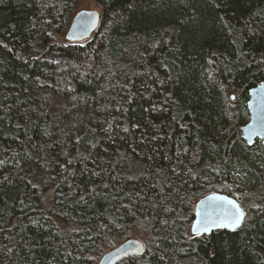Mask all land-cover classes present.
Listing matches in <instances>:
<instances>
[{
	"label": "trees",
	"instance_id": "16d2710c",
	"mask_svg": "<svg viewBox=\"0 0 264 264\" xmlns=\"http://www.w3.org/2000/svg\"><path fill=\"white\" fill-rule=\"evenodd\" d=\"M0 0V264H264V145H248L264 81V0ZM234 95V99H231ZM245 206L192 235L210 193Z\"/></svg>",
	"mask_w": 264,
	"mask_h": 264
},
{
	"label": "water",
	"instance_id": "95a60500",
	"mask_svg": "<svg viewBox=\"0 0 264 264\" xmlns=\"http://www.w3.org/2000/svg\"><path fill=\"white\" fill-rule=\"evenodd\" d=\"M100 20L101 13L98 10H78L69 23L65 39L72 43L88 39L100 25ZM231 99H234V95H231ZM246 106L249 117L239 128L240 135L249 146L256 139L264 145V81L250 89ZM237 217L239 223L236 222ZM244 220L245 212L237 199L214 192L196 201L190 231L193 235H209L216 230L234 231L244 223ZM144 249L142 242L130 238L106 252L98 264H116L129 255L142 254Z\"/></svg>",
	"mask_w": 264,
	"mask_h": 264
},
{
	"label": "rangeland",
	"instance_id": "374dc122",
	"mask_svg": "<svg viewBox=\"0 0 264 264\" xmlns=\"http://www.w3.org/2000/svg\"><path fill=\"white\" fill-rule=\"evenodd\" d=\"M79 8H82V9H90V10H98V12L101 13L100 7L94 1H92V0H82L81 3H80ZM63 35L65 36V33ZM240 205L244 209V211H246L244 204H242L240 202ZM137 239H140V238H137ZM140 240H142V239H140Z\"/></svg>",
	"mask_w": 264,
	"mask_h": 264
},
{
	"label": "bare ground",
	"instance_id": "6f19581e",
	"mask_svg": "<svg viewBox=\"0 0 264 264\" xmlns=\"http://www.w3.org/2000/svg\"><path fill=\"white\" fill-rule=\"evenodd\" d=\"M99 13H100V12H99ZM68 26H69V25H68ZM67 28H68V27H67ZM66 30H67V29H66ZM65 32H66V31H65ZM64 38H65V36H64ZM68 42H69V41H68ZM251 89H252V88H251ZM249 91H250V90H249ZM248 117H249V116H248ZM260 142H261V141H260ZM253 144H254V143H253ZM195 203H196V202H195ZM194 205H195V204H194ZM242 209H243V208H242ZM243 211H244V209H243ZM244 212H245V211H244ZM245 215H246V214H245ZM193 219H194V212H193ZM193 219H192V220H193ZM190 233H191V231H190ZM191 234H192V233H191ZM192 235H193V234H192ZM194 236H195V235H194ZM133 239H137V238H133ZM137 240H139L140 242H142L143 245H144V242H143L142 240H140V239H137ZM120 244H121V243H120ZM118 245H119V244H118ZM118 245H117V246H118ZM144 246H145V245H144ZM115 247H116V246H115ZM144 250H145V249H144ZM107 252H108V251H107ZM103 255H104V254H103ZM103 255H102V256H103ZM135 255H136V254H135ZM138 255H139V254H138ZM102 256H101V257H102ZM129 256H130V255H129ZM101 257L99 258V260L101 259ZM124 258H125V257H124ZM122 259H123V258H122ZM99 260H98V262H99ZM119 261H120V260H119ZM98 262H97V264H98Z\"/></svg>",
	"mask_w": 264,
	"mask_h": 264
},
{
	"label": "snow or ice",
	"instance_id": "6c2138e0",
	"mask_svg": "<svg viewBox=\"0 0 264 264\" xmlns=\"http://www.w3.org/2000/svg\"><path fill=\"white\" fill-rule=\"evenodd\" d=\"M236 222L239 223V217L236 218ZM206 230V229H205Z\"/></svg>",
	"mask_w": 264,
	"mask_h": 264
}]
</instances>
